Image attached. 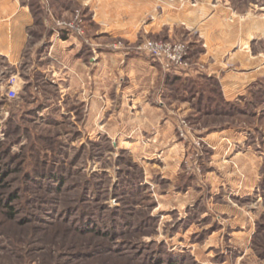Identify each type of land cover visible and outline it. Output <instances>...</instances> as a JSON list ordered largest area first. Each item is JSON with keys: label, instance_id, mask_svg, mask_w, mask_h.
<instances>
[{"label": "rangeland", "instance_id": "rangeland-1", "mask_svg": "<svg viewBox=\"0 0 264 264\" xmlns=\"http://www.w3.org/2000/svg\"><path fill=\"white\" fill-rule=\"evenodd\" d=\"M137 1H144V37L132 47L123 39L101 46L121 43L117 50L139 53L146 39L179 40L192 68L188 40L162 37L171 27L172 37H187L174 18L198 9L200 19L221 18L255 37L251 50L264 61V0ZM33 2L42 11L32 12L20 62L0 54V198L12 197L14 213L0 206V264H264V70L246 95L229 100L235 106L228 115H205L207 98L183 101L181 85L162 78L163 91L191 111L177 121L185 151L176 180L157 173L162 164L150 166L147 179L144 159L105 132L91 136L85 106L62 99L44 71V39L55 21L80 11L81 37H88L93 15L78 5L68 17L51 16L55 1ZM156 19L160 31H145ZM224 129L245 140L224 138L223 149L207 139Z\"/></svg>", "mask_w": 264, "mask_h": 264}, {"label": "crops", "instance_id": "crops-1", "mask_svg": "<svg viewBox=\"0 0 264 264\" xmlns=\"http://www.w3.org/2000/svg\"><path fill=\"white\" fill-rule=\"evenodd\" d=\"M30 1L0 0V54L12 58L14 64L23 57L28 30L34 25ZM53 1L51 16L54 12L68 17L78 5L93 16L88 37L67 34L64 39L53 31L44 39L48 44L44 71L51 83L59 87L62 99H74L85 106L84 122L91 136L105 132L123 141L149 166L147 179L153 173L150 166L162 164L157 173L176 180L185 151L176 140V126L180 116L191 111L190 104L172 100L170 93L163 91V72L144 54L101 46L123 39L132 47L144 37V1ZM197 13L198 9H190L174 18L189 32L187 37H172L173 27L169 37H162L186 39L191 46L190 60L195 66L178 76L216 78L224 98L237 100L246 95L264 70V61L251 50L255 37L240 33L237 24L229 26L221 18L200 19ZM149 26L145 31L159 32L162 25L156 19ZM224 138L239 144L245 140L236 130L207 135L209 141L220 140L221 147L227 149Z\"/></svg>", "mask_w": 264, "mask_h": 264}, {"label": "built area", "instance_id": "built-area-1", "mask_svg": "<svg viewBox=\"0 0 264 264\" xmlns=\"http://www.w3.org/2000/svg\"><path fill=\"white\" fill-rule=\"evenodd\" d=\"M83 17L76 11L72 20H56L54 31H64L68 34L82 36L84 34ZM121 43L111 45L112 49L120 48ZM138 52L148 56L152 61L159 63L167 72L181 74L190 69L189 47L185 42L146 39L138 46ZM12 97L17 92L11 89Z\"/></svg>", "mask_w": 264, "mask_h": 264}, {"label": "trees", "instance_id": "trees-1", "mask_svg": "<svg viewBox=\"0 0 264 264\" xmlns=\"http://www.w3.org/2000/svg\"><path fill=\"white\" fill-rule=\"evenodd\" d=\"M30 5H31L32 12L35 15H36V12L38 14V12L42 11L39 7V4L37 5L36 3L33 2L32 4L30 3ZM38 24H39V21L36 19V25ZM49 33H52V32L49 31ZM67 34H68L67 32L62 31L61 37L65 39ZM162 78L165 80L166 83L168 82L173 83V84L179 83L178 86L181 85V89L179 90V92L182 95L183 101L194 100V99L200 100V99L207 98L209 101L208 104H211L212 106L205 105L202 110V105L200 104L201 110L205 111V115H209L212 113L228 115L229 113L234 112V111H231L227 106H230L231 108H233L235 106L234 105L235 103L226 101L220 89L219 82L216 78L204 77L203 80H205L208 84L203 85L202 87L200 86L198 87L196 85L199 79L183 78V77L178 76V74H174V73H164L163 72ZM183 94H187V95H183ZM201 110L199 111L202 112ZM11 199L12 197L10 198L8 203H5L0 198V206L8 208V216L10 218H13L14 216V213L12 212L13 207L10 206Z\"/></svg>", "mask_w": 264, "mask_h": 264}]
</instances>
